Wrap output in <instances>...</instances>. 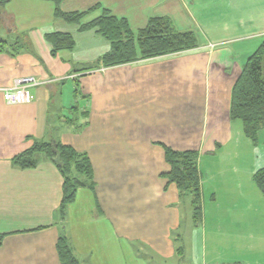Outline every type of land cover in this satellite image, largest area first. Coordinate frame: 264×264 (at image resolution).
<instances>
[{
    "label": "crops",
    "instance_id": "1",
    "mask_svg": "<svg viewBox=\"0 0 264 264\" xmlns=\"http://www.w3.org/2000/svg\"><path fill=\"white\" fill-rule=\"evenodd\" d=\"M53 9L0 0V90L19 77L42 82L25 105H7L0 91V264H61L60 236L79 264H184L189 254L194 264H264V195L253 181L264 130L253 144L229 117L232 88L264 41V0H62L61 13L82 14L78 25ZM104 14L134 36L167 18L197 47L103 67L108 41L79 28ZM55 32L74 48L52 56L44 35ZM50 139L92 169L93 187L78 189L62 219L56 166L43 155L33 168L12 165ZM165 149L197 154V224L190 197L165 178Z\"/></svg>",
    "mask_w": 264,
    "mask_h": 264
},
{
    "label": "trees",
    "instance_id": "2",
    "mask_svg": "<svg viewBox=\"0 0 264 264\" xmlns=\"http://www.w3.org/2000/svg\"><path fill=\"white\" fill-rule=\"evenodd\" d=\"M52 3L53 15L68 24H79L82 14H63L59 10L62 0H43ZM80 31L94 30L110 45L108 52L100 57L103 67L129 64L137 59H149L166 54L183 53L197 47L193 33L177 32L167 18H151L146 27L134 36L125 20L102 15L91 23L81 26ZM51 46V55L62 50H72L74 40L67 33L44 35ZM264 41L249 57L231 92L229 117L238 121L242 132L251 143H256L257 134L264 130ZM43 155L52 162L62 178V200L57 215L61 219L66 208L74 199L78 189L92 188V169L87 157L71 147L50 139L35 142L29 149L12 159V165L20 169L33 168L37 156ZM165 160L170 167L165 175L168 183L174 184L178 191L190 197L195 224L200 220V183L197 170V154L193 151L176 152L165 149ZM253 181L264 195V169L256 172ZM4 235H0V245ZM56 251L61 264H79L73 256L66 238L60 236Z\"/></svg>",
    "mask_w": 264,
    "mask_h": 264
},
{
    "label": "built area",
    "instance_id": "3",
    "mask_svg": "<svg viewBox=\"0 0 264 264\" xmlns=\"http://www.w3.org/2000/svg\"><path fill=\"white\" fill-rule=\"evenodd\" d=\"M42 85V82L32 76L15 78L10 86L1 89L4 102L7 105H25L34 99L32 89Z\"/></svg>",
    "mask_w": 264,
    "mask_h": 264
},
{
    "label": "rangeland",
    "instance_id": "4",
    "mask_svg": "<svg viewBox=\"0 0 264 264\" xmlns=\"http://www.w3.org/2000/svg\"><path fill=\"white\" fill-rule=\"evenodd\" d=\"M61 27H63V28H65L66 30H73L74 29V27H73V25H67V24H65V23H63V25H60ZM4 28V25H2L1 23H0V28ZM5 29V28H4ZM52 29H60L59 27H52ZM83 37L82 36H79L78 38H77V42H78V45L79 46H81V44H82V42H83V39H82ZM95 53L96 52H93L92 53V55H95ZM263 71H264V62H263ZM188 229V228H187ZM189 244V241L187 242V245ZM186 245V246H187ZM193 248H195V246L194 245H190L189 246V248L187 247L186 249V251H189L190 253H191V251L193 250ZM186 253V252H185ZM196 260L195 259H193V258H191V256H190V254L188 255V256H186V259H185V263L184 264H190V262H191V264H194V262H195ZM172 262H163V261H159V262H154L153 261V264H171ZM180 264H183V263H180Z\"/></svg>",
    "mask_w": 264,
    "mask_h": 264
}]
</instances>
